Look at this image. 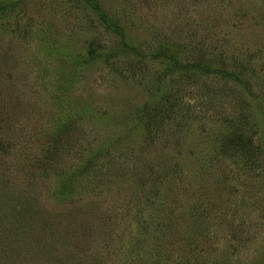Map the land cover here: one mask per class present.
Wrapping results in <instances>:
<instances>
[{
  "label": "rangeland",
  "instance_id": "rangeland-1",
  "mask_svg": "<svg viewBox=\"0 0 264 264\" xmlns=\"http://www.w3.org/2000/svg\"><path fill=\"white\" fill-rule=\"evenodd\" d=\"M2 1L0 264H264V0H100L131 49L78 1ZM160 44L244 83L169 77L186 112L142 128L168 105ZM242 130L256 152L227 156ZM49 147L95 156L81 193H56Z\"/></svg>",
  "mask_w": 264,
  "mask_h": 264
},
{
  "label": "trees",
  "instance_id": "trees-1",
  "mask_svg": "<svg viewBox=\"0 0 264 264\" xmlns=\"http://www.w3.org/2000/svg\"><path fill=\"white\" fill-rule=\"evenodd\" d=\"M80 2L81 4H84L88 9H90L94 14H96L100 21L103 23V25L106 26L108 32H112L116 37L119 38L120 42L124 44V48L128 49L130 48V42H128V35L127 30L124 28V26L121 23H117L115 20L111 19L108 14L104 11L103 5L101 4L100 0H75ZM16 2L21 3L22 0H17ZM15 2V3H16ZM12 1H8V4L4 3L2 0H0V15L7 13L9 10L14 9L12 6ZM131 49V48H130ZM92 57H94L93 52L91 53ZM95 54V53H94ZM179 53L177 50H175L171 45L167 44H160L158 46V49H156V58L158 60H162L164 69L160 75V78L155 83V91L153 94L152 99H166L167 100V108L165 112H157L153 111L151 108V102L149 105L144 107L141 111L137 113V117L140 119V126L144 128V125H147L149 127H152L153 124L158 126L161 122L164 120H172L174 117L177 119L176 116L183 114L187 110L186 105H181L180 102H175V100H169V96L171 94H165L161 93L159 90H161V85L164 80H168L169 77L172 78L174 76L179 77L178 75L184 77H195L197 75H203V76H214L220 77V79L224 81L233 82L237 85H243L244 80H242V77L239 76V73L230 71L228 69H221L212 66L208 62H198V63H185L179 60ZM103 56V54H102ZM98 58H100V55H98ZM95 59H97L95 57ZM182 80L181 78H179ZM185 80V78H183ZM171 81V80H170ZM183 82V80H182ZM178 86L180 85L179 83ZM174 87V86H173ZM175 88V87H174ZM153 102V101H152ZM157 102V101H156ZM214 102V101H212ZM186 108V109H185ZM233 122V121H231ZM8 120L4 119V117L0 116V136L1 134L6 131L3 127H6L10 125ZM236 123V122H233ZM231 125V124H230ZM229 125V126H230ZM64 131H61L60 138L65 134ZM230 134V132H227ZM246 131H237L232 137H225V146L223 147L224 154L227 156H242L247 155L249 153H255L256 147L254 142L251 140L250 142L246 140ZM225 135H223L224 137ZM59 139V138H57ZM1 137H0V143H1ZM58 146V143H57ZM225 149V150H224ZM58 150V147L56 148V151ZM221 150V152H223ZM59 153V152H58ZM58 153L56 154L55 151H52L50 153V147L45 152V165L49 166L50 163H54L58 165ZM9 153H7L8 155ZM5 157H9L8 156ZM261 155L264 159V150L261 152ZM4 156V155H3ZM56 156V158H55ZM94 155H91L87 157V160L82 162L81 164L77 166H68L67 168H64L60 165H58V169L61 171L58 174L60 175L59 179L56 180V193L61 194L62 196L66 197L67 199L69 196L72 198L74 193H81L78 191V188L80 187L78 185L79 181L83 179L84 177H89L92 173L91 170L94 167L92 164L95 163L94 161ZM44 165V166H45ZM29 165L27 166V168ZM48 169V167H47ZM66 194V195H64ZM42 232V231H41ZM55 232V231H54ZM44 233V232H42ZM27 262V261H26Z\"/></svg>",
  "mask_w": 264,
  "mask_h": 264
}]
</instances>
